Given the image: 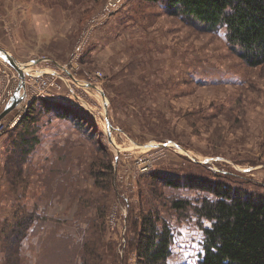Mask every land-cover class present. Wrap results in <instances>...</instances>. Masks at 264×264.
Segmentation results:
<instances>
[{
    "label": "rangeland",
    "instance_id": "obj_1",
    "mask_svg": "<svg viewBox=\"0 0 264 264\" xmlns=\"http://www.w3.org/2000/svg\"><path fill=\"white\" fill-rule=\"evenodd\" d=\"M109 1H88L83 19L91 28L82 31L76 45L70 43L68 46L70 48L72 45L75 46V51L78 52H71L69 48L67 78L70 82L65 81V83L67 86L80 87L75 90L80 93L87 105L78 101L75 94L71 93L69 87L66 89L64 81L60 79L57 81L58 89L47 86L40 88L25 83V87L19 91L24 97L23 103L3 120V124H7V127L0 138L5 145L4 165L0 164V201H4L5 206L1 209L0 217L3 219L6 217L7 207L15 201L4 169L9 154L5 142L7 134L15 130L30 105L39 99H47L62 103L68 109L84 112L88 116L89 123L84 120L81 122L88 127L79 125L76 127V124L70 121L57 119L46 113L40 115L36 122L39 127L40 143L25 164L28 185L24 198H21L22 203L28 208L37 209L41 218L39 224L42 233L33 239V245L41 246L46 233L57 228L64 238L89 239L97 243L103 264H115V256L125 255L126 220L130 210L135 209L137 213L141 211L152 213L156 210L162 219L170 222L174 231V252L170 264H196L200 254H203L198 216L195 210H191L184 217L185 219L180 220L178 212L171 204L172 196L192 200L196 197V192L189 193L184 189H172L169 192L167 187L162 186L160 193H157L153 182L143 180L141 174L148 173L159 165L161 167L167 165L170 169H177L178 166L182 167V171L191 173L199 171L200 175H210L209 168L214 171L225 168L227 172L238 173L235 178L222 179L230 186L264 194V188H260L258 184L264 183V67H246L234 56L223 28L216 33L202 32L180 17L166 14L164 8L156 3L142 5L134 0L135 2L128 6L129 0H123L122 3L121 0H111L110 3ZM112 7L120 8L118 13L125 8L127 11L130 9L128 15L134 18L132 20L136 23V32L145 31L147 34L149 50L161 54L167 52L171 58L175 57V63H179L177 72L179 81L175 83L174 89L169 85H167L169 91L162 89L164 95L160 102H153V105L147 102L150 112L143 101L124 105L125 108L129 106L137 108L138 117L134 118L132 114L131 118L123 116L124 106L119 98H115L117 93L109 96L115 98L110 101L102 86L106 76L105 68L98 66L97 55L91 57L89 54L95 47L91 45V38L96 34V28L102 27L101 23L107 15L106 9ZM147 10L149 12H146ZM145 24L151 28L148 32L147 27V33L144 29ZM114 50L115 48H111L109 53ZM131 56L135 54L132 53ZM83 59L93 63L90 70L88 68L85 70L83 78L87 81L100 82L102 86L96 89V94H92L93 96L85 94L82 89L84 86L78 85L75 78L76 74L77 77H81L78 75ZM147 59L152 62L158 60L153 55H149ZM4 61L7 62L0 52V92L5 90H2ZM45 62L42 58L26 59L20 64L27 77L42 72ZM166 62L168 66L164 69V73L170 77L176 75L172 62L163 61L164 64H167ZM180 64L183 65L182 70ZM50 65L51 68H55L54 63ZM10 68L20 77L12 65ZM229 75H238L244 81L242 84H233L232 78L227 77ZM113 78L117 80V77ZM194 79H197L198 83L194 84ZM134 84L130 79L121 80V85L125 89H132ZM20 85L21 82L10 85L9 88L14 90V95L21 88ZM148 88L147 86L146 89ZM119 89L122 93L120 86L118 91ZM173 90L175 96L172 94ZM140 97L144 98V94ZM8 105L5 107L0 105V114ZM104 108L115 109L113 116L116 123H111L108 117L107 122L105 115L100 116V110ZM99 117L102 118V122ZM95 126L99 129L95 130L97 133L92 136L93 139L86 137V133H92L94 129L91 128ZM116 126L122 128L125 135L123 133L116 135L114 133L115 128L118 130ZM101 138L106 140L105 145L113 153L122 154V162L117 167V183H114L108 191L94 188L96 179L91 173L97 158V141ZM160 143L164 145L148 146ZM60 151L73 155V168L68 171V167L63 165L61 173L55 174L54 167ZM193 157L207 165H202L199 169L191 166L189 160ZM0 162L2 163V159ZM61 163L63 164V161ZM114 165L117 166V162ZM144 168H147V171H143ZM64 169L68 173L66 177L62 175ZM33 175L36 180L33 179ZM239 175L244 178H240ZM49 177H52V191L48 185ZM60 184L65 186L64 191L59 190ZM10 191L13 201L8 199L9 196H5ZM182 237H188L189 243L193 242L190 252L185 254L187 256L184 257V262H180L178 254H174L177 253L175 250L179 245L185 241ZM23 248L24 253L20 256L19 264H34L40 259V254L37 252L36 255L28 244L23 245ZM131 260L135 264V256H132Z\"/></svg>",
    "mask_w": 264,
    "mask_h": 264
},
{
    "label": "trees",
    "instance_id": "obj_2",
    "mask_svg": "<svg viewBox=\"0 0 264 264\" xmlns=\"http://www.w3.org/2000/svg\"><path fill=\"white\" fill-rule=\"evenodd\" d=\"M67 1L63 0L61 5L65 6ZM71 1V7L84 6L86 2ZM137 2L142 5L145 3L161 5L166 14L180 17L202 32L216 33L223 28L234 56L246 67H264V0H137ZM71 7L68 6V10ZM116 13L118 11L112 16ZM43 113L70 121L76 124V127L77 125L88 127L81 122L84 120L89 123L88 116L82 111L68 109L55 101L39 99L26 109L15 130L7 134L5 142L9 154L4 169L15 201L7 207L6 217L0 223V251L4 255L5 264H19L25 244H28L36 255L40 254V259L34 264H103L97 243L89 239L64 238L57 228L46 233L41 246L39 244L34 246L32 243L33 239L42 233L39 224L41 218L37 209L28 208L22 203L21 198H24L28 185L24 167L40 143L39 127L36 122ZM91 129L94 130L92 133H86V137L93 139L92 136L97 133L95 130L99 127ZM105 142L103 138L97 141V158L91 170L96 179L94 188L101 191H108L117 183V167L122 162V154L117 157ZM62 149L65 150L64 147ZM57 158L55 174L61 173L63 165L68 167V171L73 168L72 154L60 151ZM116 161L117 166L114 165ZM189 164L198 169L202 165H207L194 160H189ZM176 167L177 169H170L167 165L163 167L159 165L141 175L143 180L153 182L157 193H160L162 186L167 187L169 192L172 189L196 192V197L192 200L171 197L172 208L178 212L180 220L185 219L191 210H195L198 216L203 254H200L196 264H264V194L233 188L224 180L235 178L238 173L227 172L225 168L219 171L209 168L210 175H200L199 171L191 173L182 171V167ZM62 175L64 177L68 175L66 169L62 170ZM51 181L52 177H49L48 185L52 191ZM258 184L260 188H264V183ZM65 189V186L60 184L59 190ZM205 222L209 225L207 226ZM126 225L125 255L115 256V264H133L132 256H135V264H170L174 231L170 222L162 219L158 211L137 213L132 209Z\"/></svg>",
    "mask_w": 264,
    "mask_h": 264
},
{
    "label": "crops",
    "instance_id": "obj_3",
    "mask_svg": "<svg viewBox=\"0 0 264 264\" xmlns=\"http://www.w3.org/2000/svg\"><path fill=\"white\" fill-rule=\"evenodd\" d=\"M62 1L63 0H0V47L14 55L19 62L26 59L47 58L49 61H47V63L45 62L43 71L50 72L53 69L50 63H54L56 69L65 68L68 64L69 51L72 50L71 52H75L76 48L73 45L71 48L68 47L69 44L76 45V41L78 43V38L82 31L86 30V28H91L89 24L84 22L85 19H83L84 9L90 0H86L84 6L78 5L75 7H71V0H68L65 6L61 5ZM133 2L135 1L129 0L127 5L131 6ZM68 6H70L71 9L68 10ZM129 10L130 9L127 11V8H125L123 11L113 15L109 20H103L102 27L96 28V36L94 35L91 38V45L95 47H93L89 54H91V57L97 55L96 60H98V66L105 68L106 76L103 87L106 89L105 93L108 97L117 93L115 98H119L123 106L126 103L131 104L143 101L146 103V109L150 112L151 110L147 102H151V104L153 102H160L162 95H164L162 89L169 91L167 85L174 89L175 83L179 81V75H177L179 63H175V57L171 58L167 52L161 54L149 50L147 46V34H145V31L136 32V23L132 20L134 19L131 18L132 15L129 17ZM146 12H149V10ZM130 24L134 26H131V30L129 29ZM147 27L148 26L145 24L144 29H146V33ZM149 30H151V28L148 29V32ZM151 37L152 36H150V38ZM118 44L120 45L118 46ZM111 48H115V50L109 53ZM88 52L87 50V54ZM132 53L135 54V56L132 57ZM149 55H153L158 59L157 62L148 61L147 58ZM163 56L165 57L162 58ZM138 59L140 61H138ZM90 60H82L83 64L78 75L81 77H77L76 74L75 78L78 85L84 86V88H82L83 92L89 96H93L92 94L95 93L96 89L93 88L90 83L85 85L89 81L83 78V74L86 73L85 70L87 68L90 70L92 67L91 65L93 63L90 62ZM164 60H170L172 62L171 65L175 66L176 75L170 77V75L164 73V69L168 66V62H166L167 64L163 63ZM180 69H183L182 64H180ZM65 73L68 75L67 72ZM113 77H117V80H114ZM227 77L232 78L233 84H242L244 81L238 75H229ZM180 78L182 80V77ZM122 79H130L135 83L134 87L132 89H125L121 85ZM63 83L66 89H68L67 87L70 88L72 94H80L75 90L80 87H72V85L67 86L65 82ZM196 83H198V80L194 79V84ZM118 86L122 89V93L120 89L118 91ZM147 86L149 87L148 89H146ZM142 94H144V98L140 97ZM172 94L175 96L174 90ZM109 99L110 101L114 100L113 97H109ZM113 111H115V109L104 108L102 111L100 110L99 114L100 116L105 115V119L108 117L111 123H116ZM137 112V108H131V106L128 108L124 106L122 110L125 118H131V114L132 118L138 117ZM106 121L108 122L107 119ZM116 127L118 130L115 128L114 133L116 135H123L124 132H122V128L119 126ZM4 148L5 145L2 139L0 141V160L2 159V163L0 162V164L3 165ZM33 179L36 180L34 175ZM5 196H9L8 199L12 200L11 191ZM4 206V201H0V212ZM1 219L3 218L0 217V221ZM184 239L185 241L181 244V248L176 250L177 253H174L178 254L180 257L179 259H181L180 262H184V257L187 256L185 254L190 252L193 245V242H188V237H182V240ZM23 253L24 250L21 252L22 256ZM0 264H5V258L2 253H0Z\"/></svg>",
    "mask_w": 264,
    "mask_h": 264
},
{
    "label": "built area",
    "instance_id": "obj_4",
    "mask_svg": "<svg viewBox=\"0 0 264 264\" xmlns=\"http://www.w3.org/2000/svg\"><path fill=\"white\" fill-rule=\"evenodd\" d=\"M110 1H109V3H110ZM122 2H123V0H121V3ZM119 9L116 8V7H112L110 9H106L105 12H106L107 15H106V19L105 20H109L111 18L112 14L117 12V11H119ZM101 24H103V21H102ZM75 52L77 53L78 51H75ZM42 59L45 60L46 62L48 61L45 58H42ZM3 65H4V69H2V72H3L2 80L4 82H3V85H2V90L3 89H5V90L0 92V105L5 107L6 105H8L10 103L11 98L14 95V90L9 88L10 85L21 82V78L11 71L10 65L7 62L4 61ZM68 68L69 67L67 65V66H65V68H59V69L53 68L50 71V73L46 72V71H42V72H39L37 74H30V75H28L26 77L25 83L29 84V85L30 84L31 85H36V86H38L40 88L47 86V87H51V89H58L59 86H58L57 81H59V79L63 80L64 82L65 81L68 82V83L70 82V79L68 80V78H67L68 75H66V73H65V72L68 73ZM73 77H74V75L72 74V78ZM89 82L90 83H95L98 87H101L100 82H96V81H92V80H90ZM75 97L77 98L78 101H82L84 104L87 105V103L83 100V98L80 95L75 94ZM88 106L90 107V105H88ZM0 126H1L0 127V138H1L2 135L5 132L7 124H3V121H2L0 123ZM143 171H147V168H144Z\"/></svg>",
    "mask_w": 264,
    "mask_h": 264
},
{
    "label": "water",
    "instance_id": "obj_5",
    "mask_svg": "<svg viewBox=\"0 0 264 264\" xmlns=\"http://www.w3.org/2000/svg\"><path fill=\"white\" fill-rule=\"evenodd\" d=\"M0 52L5 56L6 61L12 65L19 73L20 78H21V88L18 90V92L14 95V97L12 98L10 104L5 108V110L0 114V123L6 119L8 117V115H10V113L14 112L24 101V97L23 95L19 94V91L22 89V87H25V73L24 70L21 66L20 63L15 57L14 55L10 54L8 51H6L5 49H3L2 47H0ZM93 88H96L95 85H91ZM105 97L106 95L103 94ZM111 140V139H110ZM164 144H151L148 146L151 147H159V146H163Z\"/></svg>",
    "mask_w": 264,
    "mask_h": 264
}]
</instances>
